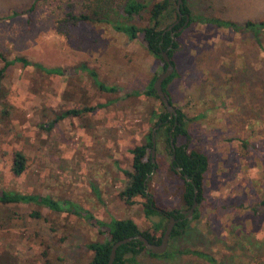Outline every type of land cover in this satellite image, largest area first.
Here are the masks:
<instances>
[{
    "label": "rangeland",
    "instance_id": "1",
    "mask_svg": "<svg viewBox=\"0 0 264 264\" xmlns=\"http://www.w3.org/2000/svg\"><path fill=\"white\" fill-rule=\"evenodd\" d=\"M35 1L0 0V53L9 60L22 56L63 68L66 74L56 78L19 64L6 70L0 94V188L70 200L106 223L131 219L145 231L151 222L144 200L128 206L118 194L127 183L123 171L132 170L130 149L150 133V111H164L144 92L162 73L161 62L140 40H129L103 19L109 15L125 23L122 15H95L96 0L71 1L75 15L90 18L75 26L67 20L66 0H37L30 18L7 19ZM186 7L192 18L216 16L240 26L248 19L264 20V0H186ZM242 17L247 20H238ZM137 19L133 23L146 26L148 15ZM258 37L261 48L253 34L196 22L177 39V76L169 95L183 119L190 120L188 149L204 152L210 166L204 199L195 209L198 218H187L183 237L169 239L168 256L143 251L137 264H210L186 251L203 252L217 264H264V213L253 211L264 199V30ZM80 63L116 91H101L85 73L71 77ZM132 92L138 94L128 96ZM96 104L105 107L66 118L52 131L41 127L55 113ZM16 151L28 160L27 172L18 177L9 172ZM154 159L157 170L148 192L155 206L185 210L183 181L169 169L164 143L156 144ZM34 211H40V219L31 216ZM102 240L95 228L67 213L0 204V264H89L88 244Z\"/></svg>",
    "mask_w": 264,
    "mask_h": 264
},
{
    "label": "trees",
    "instance_id": "2",
    "mask_svg": "<svg viewBox=\"0 0 264 264\" xmlns=\"http://www.w3.org/2000/svg\"><path fill=\"white\" fill-rule=\"evenodd\" d=\"M37 1V0H36ZM36 1L31 4L27 9L20 12H12L9 18H15L17 16L25 15L30 18V15L36 9ZM72 0H66L67 10V20L73 25H77L79 22L88 21L90 18L87 16H77L74 14L75 5L71 2ZM176 2V0H175ZM112 7V9H111ZM114 7V8H113ZM116 8V9H115ZM95 15H99L102 12L108 13L111 11L114 18L121 16L125 19V23H121L116 19L110 18L109 15L103 16L112 28L119 33L124 34L129 40H140L144 44L146 50L151 53L156 59L160 60L162 65V72L166 68V64L163 62L161 53L169 49L170 46L174 49H169L168 56L170 58L171 64L174 67V72L167 78L162 85L163 92L168 99V102L173 106L172 98L169 95L168 87L174 81L177 76L175 70V62L173 59L174 50L177 49L178 45L175 44L179 36H181L189 26L196 22H201L203 24L212 25L215 28H227L231 29L233 32H242L247 34H253L257 45L261 48L262 43L258 37L259 32L264 30V20L253 22L251 20L246 21L243 25H238L234 21L221 19L216 16L213 18H206L203 16L191 17L189 10L186 7V0H183V8L181 13H186L189 16V22L182 29L181 32L178 30L184 25L183 21L176 27L172 28V31H177L173 39L171 37V30L168 28L177 20L178 14L176 12L175 6L171 3V0H159L152 2L150 5L146 3V0H96L95 5ZM108 9V10H107ZM143 13L148 15V20L146 26L139 27L133 21L136 17L137 22L143 19ZM108 16V17H107ZM5 19V18H3ZM169 24V25H167ZM165 25L166 27L161 29ZM0 61L3 63V67L0 69V94H4L3 91V79L5 77V72L10 66L16 64L22 67H32L39 73L47 76H52L60 78L65 76L66 70L63 68H48L44 67L39 63H34L27 60L25 57L17 56L13 59H7L6 56L0 53ZM264 61V58H263ZM85 73L91 83L103 92H115L116 88L104 85L98 80L97 73L94 69H91L84 63H80L71 71V77L80 76ZM159 76V75H158ZM157 76V77H158ZM157 77H153L149 84L146 86L144 92L148 97H153L160 105L164 108L163 104L157 98V95L153 89V84ZM138 93L132 92L128 93V96L136 95ZM104 104H96L94 106H85L80 109H70L61 111L54 114V118L50 122L42 124V129L47 131H52L55 125L66 118H74L82 114H87L94 112L97 109L104 108ZM174 107V106H173ZM175 108V107H174ZM177 117L175 123L173 120H169V114L164 111L151 110L149 113L148 125L150 127V133L146 138V142L135 146L130 149L132 155V170L123 171L127 183L125 188L118 194L120 200H122L126 205L132 206L137 202V199H143L142 203L143 211L147 219L150 220L151 226L145 231H140L136 223L131 219H112L110 223H106L98 218H96L90 210H86L79 206L77 203L70 200L55 199L51 196H42L34 194H25L17 192H9L0 188V204L4 206L9 205H35L40 208H45L50 212L55 213H67L68 215L74 216L81 220L87 222L91 227L95 228L99 234L104 236V240L96 241L88 244V249L93 253L89 264H108L111 248L116 242L126 239L135 238L137 236H142L150 244L159 245L161 243L163 234L165 232V216L163 212H158L153 202V196L148 192V186L151 181L152 176L157 170V164L152 161L151 149H152V130L159 126L155 131V140L157 143H164L166 152L170 156V161L172 156H175L173 164L170 163V170L175 175L178 176L180 180L183 181L181 202L185 208H190L194 201L197 205L202 204L204 199V182L205 177L209 171V158L208 156L197 149L189 150V140L190 136L188 134V121L183 119V115L176 109ZM174 130L172 131V129ZM170 139L174 144V150L171 147ZM243 146L246 147L247 144L244 142ZM156 152V147H155ZM175 168H180L182 175H186L188 180H185L183 176H180ZM28 170V160L19 151L13 154V158L9 163V172L15 176H22ZM196 194V195H195ZM164 211V210H163ZM255 212L264 213V199L260 201L257 206H255ZM178 212V211H174ZM171 214V212H170ZM31 216L35 219H40L42 214L40 211L32 212ZM198 210H195L191 220L198 218ZM180 218H184L176 226H174L170 239H179L183 237L187 231L189 221L185 219L182 215ZM156 218V219H153ZM146 251L151 257H166L168 252L162 255H153L147 251L142 243L138 240L131 241L128 244L122 245L116 251V257L113 264H126V263H136L137 256ZM199 257L207 258L210 264H217L215 259L203 252L198 251H186ZM45 256V254H44ZM44 264H49L45 262Z\"/></svg>",
    "mask_w": 264,
    "mask_h": 264
},
{
    "label": "water",
    "instance_id": "3",
    "mask_svg": "<svg viewBox=\"0 0 264 264\" xmlns=\"http://www.w3.org/2000/svg\"><path fill=\"white\" fill-rule=\"evenodd\" d=\"M183 8V0H176V5H175V9L176 12L179 16V18L182 17V13H181V9ZM189 22V16L186 15V21L184 23V25L178 30V32H181L182 29L187 25V23ZM173 37V35H172ZM180 47V46H178ZM170 49V48H169ZM168 50H166L165 52L161 53L163 62L166 64V68L165 70L157 77V79L155 80L154 84H153V89L157 95V98L159 99V101L163 104L164 108L166 109V112L169 114V118H176L177 117V112L175 110V108L168 102L167 97L165 96L164 92H163V82L169 78L172 73L174 72V67L171 64L170 58L168 56ZM159 128V126L155 127L152 132V149H151V158L152 161L154 162V156H155V147H156V140H155V131ZM174 130V128L172 129V131ZM170 143H171V147L174 150V144L172 142V139H170ZM175 160V156H172V159L170 161L171 165L173 164V161ZM175 170L177 172H180L181 169L180 168H175ZM196 195V194H195ZM197 207V202L194 201L192 207L189 209L188 213L185 214L186 217L185 218H189L193 215L195 209ZM174 223L175 221L172 219L170 220V222L167 223L166 228H165V232L163 234L161 243L159 245H153L150 244L145 238H143L142 236H137L135 238H126L123 240H120L118 242H116L115 244H113L112 248H111V253H110V257H109V261L108 264H113L115 261V257H116V251L119 247H121L122 245L128 244L131 241H140L143 245V247L149 251L150 253H152L153 255H162L167 251L168 248V241L170 239V235L172 233V230L174 228Z\"/></svg>",
    "mask_w": 264,
    "mask_h": 264
},
{
    "label": "flooded vegetation",
    "instance_id": "4",
    "mask_svg": "<svg viewBox=\"0 0 264 264\" xmlns=\"http://www.w3.org/2000/svg\"><path fill=\"white\" fill-rule=\"evenodd\" d=\"M183 19H184V21H186V13H182V17L181 18H179V16H178V18H177V20L168 28V30H171V37H172V35H173V37H172V39H173V41H172V43L174 44V36H175V34L177 33V31H172V28H174V27H176V26H178L182 21H183ZM183 26V25H182ZM181 26V27H182ZM175 44H177L178 46H179V44H178V42H175ZM170 49H174V48H172V46H170L169 47ZM178 48V47H177ZM169 120H173V122L175 123V120H176V118L174 117V118H169ZM178 174H180V176H183V178H185V180H188L187 179V176L186 175H182V173H181V171L180 172H178ZM192 207V206H191ZM190 207V208H191ZM190 208H185V210H182V211H178V212H171V214H170V212H167V211H163L162 209H160V208H156V210L158 211V212H163V215L165 216V218L167 219V223L168 222H170V220H174L175 221V223H174V226H176L180 221H182L184 218H180L179 217V215H182L183 217H186V215L185 214H187L188 213V211H189V209ZM185 219H187V218H185ZM167 223H166V225H167Z\"/></svg>",
    "mask_w": 264,
    "mask_h": 264
},
{
    "label": "crops",
    "instance_id": "5",
    "mask_svg": "<svg viewBox=\"0 0 264 264\" xmlns=\"http://www.w3.org/2000/svg\"><path fill=\"white\" fill-rule=\"evenodd\" d=\"M239 19H241V20H247V19H244V17H242V18H238V20H239ZM248 20H250V19H248ZM251 21H252V20H251Z\"/></svg>",
    "mask_w": 264,
    "mask_h": 264
}]
</instances>
